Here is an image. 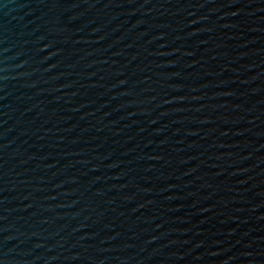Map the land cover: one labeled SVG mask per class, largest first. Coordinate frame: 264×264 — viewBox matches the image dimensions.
Here are the masks:
<instances>
[{
	"label": "water",
	"instance_id": "95a60500",
	"mask_svg": "<svg viewBox=\"0 0 264 264\" xmlns=\"http://www.w3.org/2000/svg\"><path fill=\"white\" fill-rule=\"evenodd\" d=\"M0 264H264V0H0Z\"/></svg>",
	"mask_w": 264,
	"mask_h": 264
}]
</instances>
